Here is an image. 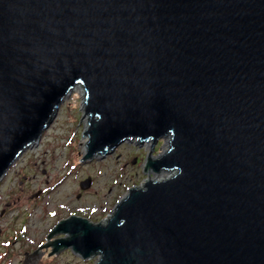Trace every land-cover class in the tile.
I'll return each instance as SVG.
<instances>
[{
    "label": "water",
    "instance_id": "obj_1",
    "mask_svg": "<svg viewBox=\"0 0 264 264\" xmlns=\"http://www.w3.org/2000/svg\"><path fill=\"white\" fill-rule=\"evenodd\" d=\"M76 87L83 159L151 141L143 171L170 175L103 221L60 220L22 264L49 247L94 264H264V0H0V180Z\"/></svg>",
    "mask_w": 264,
    "mask_h": 264
},
{
    "label": "rangeland",
    "instance_id": "obj_2",
    "mask_svg": "<svg viewBox=\"0 0 264 264\" xmlns=\"http://www.w3.org/2000/svg\"><path fill=\"white\" fill-rule=\"evenodd\" d=\"M82 94L83 89L70 93L40 141L23 152L0 180V264H22L24 252L33 254L69 215L103 221L129 187L168 176L143 171L151 141H125L104 156L83 159L87 120ZM165 149L166 141L159 138L153 156ZM87 177L90 186L81 189L80 182ZM61 237L64 234L51 239ZM50 250L40 249L43 256L37 264H94L97 259L96 255L83 259L70 248L53 255Z\"/></svg>",
    "mask_w": 264,
    "mask_h": 264
},
{
    "label": "bare ground",
    "instance_id": "obj_3",
    "mask_svg": "<svg viewBox=\"0 0 264 264\" xmlns=\"http://www.w3.org/2000/svg\"><path fill=\"white\" fill-rule=\"evenodd\" d=\"M75 89H78V90L82 91V88H81V87H76ZM75 89H74V90H75ZM85 139H86L85 141H87V138H86V137H85ZM85 150H86V147H85ZM159 174H160V176H161V173H159ZM159 174H156V175H159ZM167 175L169 176L170 174L167 173ZM158 177H159V176H158ZM161 177H162V176H161ZM165 177H167V176H165ZM165 177H164V178H165ZM153 180H155V178H154ZM156 180H157V179H156Z\"/></svg>",
    "mask_w": 264,
    "mask_h": 264
},
{
    "label": "flooded vegetation",
    "instance_id": "obj_4",
    "mask_svg": "<svg viewBox=\"0 0 264 264\" xmlns=\"http://www.w3.org/2000/svg\"><path fill=\"white\" fill-rule=\"evenodd\" d=\"M3 214V210L0 212V216Z\"/></svg>",
    "mask_w": 264,
    "mask_h": 264
}]
</instances>
